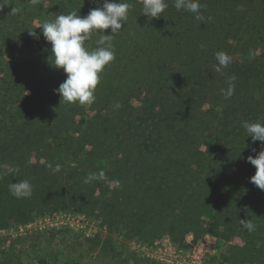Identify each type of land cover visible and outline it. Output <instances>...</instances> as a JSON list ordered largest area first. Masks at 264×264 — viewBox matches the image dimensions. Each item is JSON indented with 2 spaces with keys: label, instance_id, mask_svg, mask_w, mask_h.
I'll list each match as a JSON object with an SVG mask.
<instances>
[{
  "label": "trees",
  "instance_id": "16d2710c",
  "mask_svg": "<svg viewBox=\"0 0 264 264\" xmlns=\"http://www.w3.org/2000/svg\"><path fill=\"white\" fill-rule=\"evenodd\" d=\"M103 2L12 0L0 9V227L26 223L39 208L82 210L91 201L113 228L134 234L167 232L181 243L189 231L193 240L240 234L250 262L264 264V190L250 182L256 169L247 160L260 144L242 127L264 122V0H198L202 20L174 0L154 18L140 0H123L132 7L112 34L115 58L99 74L94 102L67 103L54 91L66 73L32 21L84 16ZM100 34L84 46L97 47ZM224 46L240 53L217 72ZM84 162L93 171L79 168ZM20 180L31 183L30 197L9 191Z\"/></svg>",
  "mask_w": 264,
  "mask_h": 264
},
{
  "label": "rangeland",
  "instance_id": "374dc122",
  "mask_svg": "<svg viewBox=\"0 0 264 264\" xmlns=\"http://www.w3.org/2000/svg\"><path fill=\"white\" fill-rule=\"evenodd\" d=\"M42 4L47 7L49 0H42ZM42 24L40 18L32 21V25L37 28ZM16 42L18 46L22 43L19 40ZM229 42L231 43L227 41ZM222 51L229 55L240 53L239 50L227 46ZM133 103L135 106L138 101L133 99ZM88 148L91 149L90 146ZM81 167L87 172L93 171L91 162H84L79 166ZM96 203L88 201L82 210L66 206L44 210L39 208L26 223L12 221L7 226L0 227V263L38 264L41 258H45L48 264H60L64 259L76 261L78 264H176L171 262L174 259L173 254L169 250L164 254L160 245L164 246L167 238L171 244L181 248L184 254L193 252L200 255L204 264H260L257 259L250 262L244 251L245 241L240 234L227 240L207 233L193 240L195 234L189 231L184 235L182 243L174 240L167 232L151 237L145 235L149 234L146 231L144 234H134L123 224L119 225V229L113 228L103 217L101 209L95 208ZM55 214H70L71 217L69 221L65 218L55 219ZM157 239L159 249L154 246L156 257L145 256L149 249L144 245ZM202 244H205L204 249L198 252V247ZM213 246L215 252L211 253L210 248ZM149 253L154 254L153 249ZM3 254L7 256L6 259ZM160 256L164 258L163 261L157 259Z\"/></svg>",
  "mask_w": 264,
  "mask_h": 264
},
{
  "label": "clouds",
  "instance_id": "9594fccd",
  "mask_svg": "<svg viewBox=\"0 0 264 264\" xmlns=\"http://www.w3.org/2000/svg\"><path fill=\"white\" fill-rule=\"evenodd\" d=\"M37 0H32L36 3ZM142 3L141 13L149 18L159 17L168 7L165 0H140ZM12 3V0H0V9ZM132 7L123 0H104L101 7L91 9L87 15L80 16L78 11L67 14H59L54 20L40 25L43 37L51 44V55L54 58L52 64L56 68H62L66 73V79L54 89L61 96V100L67 103L79 102L81 105L94 102V91L99 83V74L104 67L114 60V47L111 43L114 33L122 28V24L127 21L129 9ZM174 7L177 10L185 9L195 14L196 19L202 20L198 0H174ZM13 13L21 11L13 6ZM111 29V34H106L104 30ZM93 32L101 33L96 40L97 47L88 49L84 42L91 38ZM29 35L39 38L38 34L29 31ZM218 65L216 71H221L222 67H227L231 57L223 51L215 53ZM230 79H234L230 78ZM226 98L231 97L234 92V85L230 83L226 91L222 90ZM242 127L246 130L247 137H251L253 144L259 142V151L255 147L252 152L255 155L247 157L256 169L249 178L250 182L259 189L264 190V122L259 120L249 122L244 121ZM48 167L54 172L60 170V165L52 164ZM17 169L8 168L7 172L14 173ZM104 178V173H90L85 178V183L95 179ZM9 191L17 198L30 197L32 185L28 180H20L9 184ZM241 226L249 232L254 231L255 225L249 219H240Z\"/></svg>",
  "mask_w": 264,
  "mask_h": 264
},
{
  "label": "built area",
  "instance_id": "2783aa9c",
  "mask_svg": "<svg viewBox=\"0 0 264 264\" xmlns=\"http://www.w3.org/2000/svg\"><path fill=\"white\" fill-rule=\"evenodd\" d=\"M70 217H71V215L70 214H55L54 216H53V218H55V219H67V221H69L70 220ZM73 218V217H72ZM71 218V219H72ZM54 223L56 224L57 222H55L54 221ZM163 240V239H162ZM164 241H166V243L165 244H167L168 246L167 247H165V244H164V246H163V244H160V245H162V247H163V253L165 254L166 253V251L167 250H169V252H171L173 255H172V257L174 258V259H171V262L172 263H176V264H204L203 262H202V260L200 259V255H196V254H194L193 252L191 253V254H184V252H183V250L181 249V248H179V247H176V245H173V244H171L170 243V241H169V239H167V238H165V240ZM159 241H158V239L157 240H154L152 243H149V245H144L146 248H148L149 250H148V252H146V255L145 256H147V257H150V258H155L156 256V254L157 253H155V252H157V251H155V249H154V246L156 247V249H159L158 247V243ZM204 245L205 244H202V245H200L198 248V252H200V251H202L204 248ZM144 246H142L143 248H144ZM142 248V249H143ZM151 249H153V253L154 254H150L149 253V251L151 250ZM159 252L161 253V250H159ZM210 252L211 253H213V252H215V249H214V246L213 247H211L210 248ZM159 254V253H158ZM162 254V253H161ZM157 259H159L160 261H163L162 259H164V258H161V256L160 257H158ZM169 260V259H168ZM175 261V262H174Z\"/></svg>",
  "mask_w": 264,
  "mask_h": 264
}]
</instances>
